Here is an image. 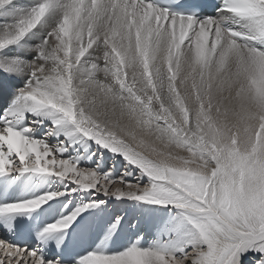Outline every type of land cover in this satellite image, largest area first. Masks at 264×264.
<instances>
[{"label": "snow or ice", "instance_id": "6c2138e0", "mask_svg": "<svg viewBox=\"0 0 264 264\" xmlns=\"http://www.w3.org/2000/svg\"><path fill=\"white\" fill-rule=\"evenodd\" d=\"M0 264H264V0H0Z\"/></svg>", "mask_w": 264, "mask_h": 264}]
</instances>
